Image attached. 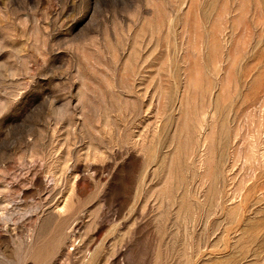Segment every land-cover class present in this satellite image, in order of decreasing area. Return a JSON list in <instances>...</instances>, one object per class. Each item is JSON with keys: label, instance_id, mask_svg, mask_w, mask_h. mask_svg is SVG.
<instances>
[{"label": "rangeland", "instance_id": "1", "mask_svg": "<svg viewBox=\"0 0 264 264\" xmlns=\"http://www.w3.org/2000/svg\"><path fill=\"white\" fill-rule=\"evenodd\" d=\"M263 140L264 0H0V264H264Z\"/></svg>", "mask_w": 264, "mask_h": 264}, {"label": "bare ground", "instance_id": "2", "mask_svg": "<svg viewBox=\"0 0 264 264\" xmlns=\"http://www.w3.org/2000/svg\"><path fill=\"white\" fill-rule=\"evenodd\" d=\"M243 100H244V99H243ZM245 103H246V102H245ZM245 103H244V104H245ZM240 104H241V103H240ZM203 106H204V105H203ZM207 107H208V106H207ZM203 108H204V107H203ZM205 108H206V107H205ZM212 109H213V108H212ZM212 109H211V113H213L214 110H215V109H214V110H212ZM203 113H204V110L202 111L201 114L203 115ZM202 117H203V116H202ZM201 120H202V119H201ZM199 123H200V122H199ZM199 125H200V124H199ZM208 133H209V132H208ZM258 134H259V133H258ZM220 136H221V135H220ZM259 137H260V136H259ZM204 139H206V137H205ZM204 139H203V143H204ZM258 139H260V138H258ZM261 139H262V138H261ZM255 141H256V139H255ZM263 141H264V140H263ZM251 142L253 143V142H254V139H253V141H251ZM251 142H250V143H251ZM259 142H260V141H259ZM255 143H256V142H254L253 144L255 145ZM253 144H251V145H253ZM256 144H257V143H256ZM260 144H262V143H260ZM260 144H259V146H260ZM263 144H264V143H263ZM263 144H262V149L264 150V148H263V147H264ZM249 145H250V144H249ZM252 147H254V146H252ZM250 148H251V147H250ZM255 148H257V147H254V149H251V150H254V151H255V150H256ZM259 148H260V147H259ZM248 149H249V148H248ZM251 150H249L248 152H250V153L252 154ZM205 151H206V150H205ZM258 151H259V149H258ZM258 151L256 150V152H258ZM253 153H255V152H253ZM258 153H259V152H258ZM245 154H246V153H245ZM248 155H249V154H248ZM253 155H255V154H252L251 157H252ZM257 155H258V154H257ZM260 155H261V157H260ZM260 155H259V157H260L261 159H258V160H257L256 157H255L254 159H256V160L258 161L259 165L262 167V169L260 168L261 171L259 172V175H260V178H261V177L264 176V156H263V153H261V152H260ZM255 156H256V155H255ZM246 157H248V156H246ZM249 157H250V156H249ZM249 157H248V158H249ZM251 157H250V158H251ZM243 158H244V156H243ZM248 158H246V160H244V162L248 161V162H246L247 164L249 163L247 166H249L250 168H252V170H254L255 167L253 168V165L256 166V165H258V163L256 162L257 164H253V163H255V160H254V159H253V160L251 159V161H250V158H249V159H248ZM257 158H258V157H257ZM219 159H220V158H219ZM260 160H261V161H260ZM259 161H260V162H259ZM222 164H223V163H222ZM245 165H246V164H245ZM260 166H259V167H260ZM256 167H257V169H258V166H256ZM250 168H249V169H250ZM216 169H217V168H216ZM247 169H248V167H247ZM213 172H214V171H213ZM215 172H217V171H215ZM217 173H218V172H217ZM217 175H218V174H217ZM210 176H211V175H210ZM212 176L215 177V174L212 175ZM218 177H219V176H218ZM256 178H258V180H259L260 183H261V184H259V187H257V186H256V187H257L258 189H261V188H260V185H263V184H264V179L261 180L258 176H257ZM215 179H217V178L215 177ZM245 183H246V182H245ZM252 184H253V183H252ZM252 184H250V185H246V184H244V181H243V185L241 184V185H242V186H241V189H245L246 192H250L249 190H250V186H251ZM261 187H264V186H261ZM239 188H240V187H239ZM252 189H253V188H252ZM252 189H251V190H252ZM253 190H255V188H254ZM263 190H264V189H263ZM217 191H218V189H217ZM253 192H254V191H253ZM256 193H257V192H256ZM216 194H217V193H216ZM244 194H245V193H244ZM244 194H243V195H244ZM258 194H259V193H258ZM219 197H220V194H219ZM219 197H218V198H219ZM245 198H246V197H245ZM242 199H243V198H241V200H242ZM241 200H240V202H241ZM244 200H245V199H244ZM242 202H243V201H242ZM238 206H239V205H238Z\"/></svg>", "mask_w": 264, "mask_h": 264}]
</instances>
